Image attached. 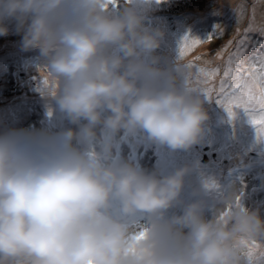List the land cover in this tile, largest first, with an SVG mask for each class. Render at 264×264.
Masks as SVG:
<instances>
[{"label":"clouds","instance_id":"clouds-1","mask_svg":"<svg viewBox=\"0 0 264 264\" xmlns=\"http://www.w3.org/2000/svg\"><path fill=\"white\" fill-rule=\"evenodd\" d=\"M10 23L38 51L46 115L69 126L0 127V264H248L259 207L232 191L206 215L205 199L180 198L193 166L121 155L137 138L188 151L208 120V97L158 54L164 32L133 0H0V36Z\"/></svg>","mask_w":264,"mask_h":264},{"label":"rangeland","instance_id":"rangeland-1","mask_svg":"<svg viewBox=\"0 0 264 264\" xmlns=\"http://www.w3.org/2000/svg\"><path fill=\"white\" fill-rule=\"evenodd\" d=\"M133 3L138 12L147 17V22L151 26L159 27L164 32L158 54L169 59L176 57L181 66L188 65L189 61L195 57H205L202 58V63H191L195 67L187 69V76L191 77L193 86L197 85L195 82L197 68L206 69L209 60L217 61L216 53L230 40L233 41V45L222 55L235 51L236 41L244 35L250 23L257 31L248 33L250 37L248 46L253 44L257 54L264 52V47L260 46V42L264 41V36H261L258 31V29L264 27V0H159V2L157 0H133ZM218 24L223 29L222 34L215 35L211 42L205 41L194 47L183 57L179 56L178 47L182 37L187 34L203 40L213 31V26ZM9 37L16 40L17 47L14 46ZM18 47H21V35L15 33L14 24L10 23L9 36H1L0 52L10 51L11 57L22 60V64L19 67L14 66L13 69V63L8 60L10 57L0 55V63L2 64H0V77L6 76L9 83L5 84L7 88L3 94L8 97L11 92L13 93L9 98H13L10 105H8L10 101H6L7 98L0 101V120L11 117L7 114L14 115L17 111L14 106L18 105L19 101H23L39 110L35 116L29 119L26 125L37 127L39 125L37 120L39 119L51 122L56 126L57 123L54 121L56 113L51 116L46 115V98L40 91V87L43 85L35 83V77L39 74L35 67L38 51H24ZM244 59L248 60L246 56H244ZM27 61L30 65L25 70L24 67L28 64ZM9 68L12 70L13 75L4 72ZM218 68L223 75L224 67L220 64ZM221 78L216 76L208 87L218 90ZM201 80H203L202 76ZM13 84L17 86V91H15L16 86ZM200 87L203 88L205 85L201 83ZM215 95L214 92L213 99L208 98L204 103L207 113L210 112L207 110H213V113L209 115L215 116V121L208 118L203 139L200 143L194 145L192 149H189L179 162L180 166L185 164L193 166V171L188 174L190 180L187 183L184 182L180 198L185 203L196 198L205 199L208 204V208H206L207 215L211 210V206L220 196H226L235 191L245 207L249 209L259 207L261 218L264 219V140L258 139L257 132L254 130L245 132L250 129L243 128V124L249 123V118L244 109L233 108L234 115L230 117L229 114H226L225 108L216 102ZM218 112L222 113L223 116H218L220 115ZM236 120H238L240 127L233 126ZM227 126H229L228 129L230 128L228 133L224 130ZM208 142H211L208 157L210 158L211 154L214 153H216V156L215 159L212 157L210 161L203 163L205 160L202 157V148ZM163 150L167 151L166 148H163ZM251 152H254L257 156H252ZM233 153L238 157L237 160L231 161L230 158L224 163L219 162L231 157L229 155H233ZM218 155H221L222 160H218ZM254 157L259 161L249 163L256 161V159H252ZM191 160L198 162L201 168L196 167L194 163L190 162ZM165 166L168 167L164 168L165 171L179 167L176 160L174 166L169 164ZM202 180L215 183L216 188L210 189L206 195L199 191V195L193 196L194 190H200ZM227 210L225 208V211ZM261 242L255 241L257 245ZM249 247L246 249V258H249L247 255ZM262 248L264 249V247ZM259 253V247L252 249V257L258 256L257 259H259ZM252 264H261V262L258 260Z\"/></svg>","mask_w":264,"mask_h":264},{"label":"snow or ice","instance_id":"snow-or-ice-1","mask_svg":"<svg viewBox=\"0 0 264 264\" xmlns=\"http://www.w3.org/2000/svg\"><path fill=\"white\" fill-rule=\"evenodd\" d=\"M253 31H257V29L250 23L244 35L236 41L235 51L229 53L228 60L223 69V78L220 81L218 90L208 87V85L218 75L219 68H197L195 82L198 87L201 83L205 85L201 90L208 98L213 99V93L215 92L216 102L225 108L230 117L234 115L233 108L244 109L249 118V123L256 128L257 138L264 140V52L254 54L248 60L244 59L245 49L250 40L248 33ZM258 31L261 36H264V27H261ZM222 32L223 29L218 24L213 26V31L203 40L186 34L179 42V56L183 57L194 47L199 46L205 41L211 42L215 35L222 34ZM232 45L233 41H228L216 53L217 58L222 56L223 52L227 51ZM260 46L264 47V41L260 42ZM195 59L198 60L200 57H196ZM194 67L191 63L185 65L186 69ZM201 76L203 80H201ZM188 79L191 81L190 76ZM236 201L239 203V196L236 197ZM142 236L143 232L137 236V239ZM257 247H264V241L260 245H257L255 242L250 245L247 253L250 261L252 260V249ZM259 261L261 264H264V251L259 253Z\"/></svg>","mask_w":264,"mask_h":264},{"label":"trees","instance_id":"trees-1","mask_svg":"<svg viewBox=\"0 0 264 264\" xmlns=\"http://www.w3.org/2000/svg\"><path fill=\"white\" fill-rule=\"evenodd\" d=\"M195 25V24H194ZM196 26H197V23H196ZM1 53V52H0ZM1 55V54H0ZM223 57V56H222ZM196 58V57H195ZM191 59V61H189V63H191V62H198V61H200V60H202V58L204 59L205 57H200V59ZM226 62H227V60H226V58H218V60L217 61H213L212 63H211V60H209V63H211V68H214L215 67V65L216 64H222L221 66H223V67H225V65H226ZM188 63V62H187ZM218 75H222L221 74V72L219 71V73H218ZM19 105H23V102H20L19 103ZM15 110H18V108H14ZM6 116V115H5ZM5 120V118H3L2 119V121H4ZM0 122H1V120H0ZM42 124H40V125H38L37 127H40ZM216 127H218V126H216ZM228 127L229 126H227L226 127V129H228ZM230 129V128H229ZM255 131H256V129H255ZM208 139V138H207ZM207 139H205V140H207ZM142 140V139H141ZM144 141V140H143ZM141 143H139L138 144V147H139V145H140ZM143 144V143H142ZM205 144V143H204ZM145 147L143 148V151H146L147 150V154H151V155H154L155 157H156V160L153 162V164L151 165V169L154 167V166H160V167H163V168H168L167 166H165V165H167V164H169V165H171V166H174V165H172L169 161H167V158H166V156H165V154L162 152V155H163V157H164V159H166V161L162 164V158H160V161H158L157 162V155H158V151H165V150H163V149H161V148H156L155 146H152V145H149L146 141H145ZM207 145H211V142H208V143H206V146ZM187 151H178V153H176V154H170L171 156H172V160H179V159H181L184 155H185V153H186ZM229 156H231V157H228L227 159H224V161H219V162H225V161H227V160H229L230 158H231V161H235V160H237L238 159V157L233 153V155H229ZM212 159V158H211ZM253 160H255V158H252ZM218 160H222L221 159V155H218ZM178 166L180 167V163L178 164ZM149 168H150V166H149ZM185 180L186 181H188V177L187 176H185Z\"/></svg>","mask_w":264,"mask_h":264},{"label":"bare ground","instance_id":"bare-ground-1","mask_svg":"<svg viewBox=\"0 0 264 264\" xmlns=\"http://www.w3.org/2000/svg\"><path fill=\"white\" fill-rule=\"evenodd\" d=\"M6 36H8V35H6ZM9 38H11V37H9ZM13 40H15V39L13 38ZM35 79H36V81H37L38 84H41V77H40V74H38V75L35 77ZM6 98H7V100H8L9 97H2V99H6ZM10 104H11V103H10ZM18 110H20V111L23 113V117H22V119H23L24 121L27 120L26 117H29L30 114H31V112H32V108H31L29 105H20V106H18ZM7 115H8V116H11L10 118H13V115H10V114H7ZM209 117H210L211 119L215 120V119L212 118L210 115H209ZM260 244H261V243H260ZM260 244H259V245H260Z\"/></svg>","mask_w":264,"mask_h":264}]
</instances>
